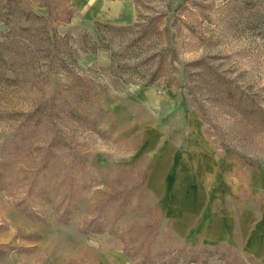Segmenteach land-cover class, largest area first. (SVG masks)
<instances>
[{
    "label": "rangeland",
    "instance_id": "374dc122",
    "mask_svg": "<svg viewBox=\"0 0 264 264\" xmlns=\"http://www.w3.org/2000/svg\"><path fill=\"white\" fill-rule=\"evenodd\" d=\"M1 6L48 18L56 47L20 44L30 58L2 65L15 83L0 82V264H142L203 246L264 264V0ZM53 142L32 221L21 209Z\"/></svg>",
    "mask_w": 264,
    "mask_h": 264
},
{
    "label": "trees",
    "instance_id": "16d2710c",
    "mask_svg": "<svg viewBox=\"0 0 264 264\" xmlns=\"http://www.w3.org/2000/svg\"><path fill=\"white\" fill-rule=\"evenodd\" d=\"M3 0H0V22L4 24L7 29L6 37L9 40L5 42H0V82H4L7 84H14L15 80L5 77L6 71L2 69L3 63L9 62L11 65V69L13 65L18 62V58L21 56L22 59L30 58L28 55L30 53L26 52L35 47H40L44 45V47L49 51L52 47H56L54 44V39L50 36L48 29L46 26L49 23V19L43 16H38L35 14H31L22 10L12 18H8L6 14H3V7L1 3ZM45 7L49 9L48 3L45 2ZM47 5V6H46ZM66 13L68 14V20L72 15L71 10L65 8ZM25 23V24H24ZM28 23V24H27ZM97 27L100 28L99 24ZM104 28L109 30H118L116 27L104 26ZM20 44L25 45L28 49H24L23 46L21 47ZM28 46V47H27ZM17 48V51H16ZM27 55V56H26ZM5 59V60H4ZM26 62V61H25ZM184 102H182V105ZM201 109V108H200ZM202 111V109H201ZM203 112V111H202ZM33 117V115H31ZM23 139H26L25 137ZM56 140H54L55 142ZM50 145V149L44 160L41 169L37 170L33 174V178H30L32 182L28 186V193L27 197L30 199L25 202L24 207L21 209L23 215L29 218L32 221L39 220L37 214L31 212L32 208H30V201H35V199H42V196H46V182L45 176L46 171L50 168L49 162L53 159L54 152L53 148L56 146L55 143ZM9 164L3 162L0 165V192L6 191L4 189H9L11 186L6 179L8 176L6 175V168H9ZM31 174V175H32ZM19 208L23 204H18ZM74 216V210L70 208H66L62 213L61 216L58 217V222L62 224H68L69 221ZM106 224H102V222H98L96 220H92L89 224L88 232L89 233H102L105 231ZM223 246H217L214 249L208 248L203 246L199 249H175L169 250L166 252H161L154 258H146L142 264H207L208 260L214 257H218L219 253L221 254L219 258L223 264H256L254 263V259L252 257H242V260L238 256H231L232 250L225 248V251L219 252ZM233 257L231 260L229 258ZM238 261V262H237Z\"/></svg>",
    "mask_w": 264,
    "mask_h": 264
}]
</instances>
